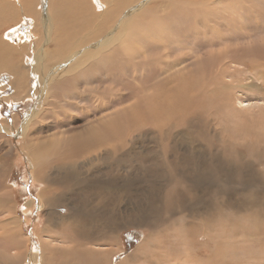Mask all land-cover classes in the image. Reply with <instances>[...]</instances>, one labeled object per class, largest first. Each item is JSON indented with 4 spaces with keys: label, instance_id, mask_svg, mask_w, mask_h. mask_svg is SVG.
Instances as JSON below:
<instances>
[{
    "label": "rangeland",
    "instance_id": "rangeland-1",
    "mask_svg": "<svg viewBox=\"0 0 264 264\" xmlns=\"http://www.w3.org/2000/svg\"><path fill=\"white\" fill-rule=\"evenodd\" d=\"M201 1L159 0L155 4L158 9L156 21L170 23L176 29L179 40L183 39V31L189 35L184 38L185 50L165 60L169 62L168 66L176 67H167L165 72H161L160 67L147 64L142 74L136 67L125 71L114 63L111 77L102 76L107 73L106 70L99 74L93 70V79L100 78V81L99 85L90 84L89 88L92 91L96 87L98 91L84 93L88 89L85 85H75L79 90L77 99H74L78 105L87 98V103L91 105L79 104L81 106L74 107L70 113L68 109L71 108L62 105L63 100L66 101L58 92L45 114L44 119L48 117V120L36 125L35 138L39 145L53 141L60 133H65L64 137L68 136L66 139L84 135L86 140L83 128L89 125L92 129L93 125L88 123L84 114L95 111L96 100L101 99L103 108L132 106L121 115L118 123L115 122L114 127L117 124L119 132L105 134L104 145L98 146L93 142L84 147L83 143L82 151L78 146L77 151H73L66 160L69 170L76 171L85 181L76 178V181L84 182L83 188L75 187L68 193L62 185L63 201L54 208V212L65 216L72 209L78 210L93 228L100 225L95 217L101 218L105 224L114 221L116 232L113 237L116 242L111 246L109 241L96 236L89 242L88 253L80 255L78 260L71 256L63 263L65 257L54 254L56 256L51 261L55 264H111V259L112 264H123L127 257L139 252L145 242L155 248H150L145 254L149 261L139 255L132 264H172L171 259L178 260L179 256L181 264H264V85L253 75L252 78L251 75H247L250 78H242L245 81L237 86L243 83V86L248 85V89L235 92L232 97L237 111L225 105L224 97L228 100L229 96L224 92L226 87H222L228 70L242 69L247 64L262 69L264 47H256V44L264 37V0H213L209 4L207 0ZM39 3L43 7L48 0H39ZM201 3L211 7L210 13L214 12V7H235V14L225 12L216 21L212 14L210 24L234 23L239 37L231 31L225 33L217 29L211 35L198 26L187 29L174 23L185 13L188 16H205V11L196 10ZM167 7L170 9L166 11ZM157 13L161 18H156ZM23 23L20 29L28 40L27 34H30L32 25ZM220 38L238 40L233 46H226L228 52L224 51L227 54L231 52L229 57L232 58L226 62L214 54L210 58L214 66L202 61L206 53L202 48L204 42ZM29 40L36 41V35L32 34ZM192 46L200 48L195 57L189 51ZM31 50L26 51L23 64L28 71L27 86L37 89L39 79L30 72L34 61ZM50 50H54L53 46ZM184 56L190 61H183ZM140 64L143 65L144 61ZM202 67L207 68L210 75L207 78ZM7 74L1 75L0 124L17 128L18 123H22L30 111L40 105L38 98L30 95L24 101L15 100L16 88L15 85L8 86L11 81ZM93 79H90L91 83ZM156 97L161 99L160 102H166L165 112L154 113L147 108L151 107ZM81 109H86V112H81ZM159 114H162L161 117ZM58 121L62 123V128L53 124ZM14 131L12 136L0 132V181H3L0 185V221L6 220L0 222V235L3 231L1 226L6 230L18 226L21 248L29 254L17 261L13 258L17 253L14 245L0 239V264H37L29 261L30 253L36 252L43 241H53L51 244L54 247H62L64 241L61 237L70 234V230L57 228L47 236L39 235L48 223L44 212L49 208L43 205L45 199L42 196L46 185L35 180L27 153L23 150L26 144L23 134L18 129ZM54 131L56 134H53ZM70 146L73 150L76 145L72 142ZM48 164L51 166L49 175L53 179L60 161L53 160ZM64 177L68 180L71 175ZM65 178L60 175L58 181ZM4 191L9 195L5 196ZM29 204L31 207L27 210ZM57 218L58 215L54 219ZM90 249L106 251L109 262L106 258V263L105 260L100 263L102 257L93 256Z\"/></svg>",
    "mask_w": 264,
    "mask_h": 264
},
{
    "label": "bare ground",
    "instance_id": "bare-ground-1",
    "mask_svg": "<svg viewBox=\"0 0 264 264\" xmlns=\"http://www.w3.org/2000/svg\"><path fill=\"white\" fill-rule=\"evenodd\" d=\"M158 1L159 0H48V3H44L42 7L39 0H0V83L3 82L1 78L2 73H8V78L10 77L11 81L8 86L15 85L16 88V95L14 99L20 101L23 99L24 101L26 97L28 98L30 95L37 97L39 101L38 104L40 105L37 109L30 111L31 113L28 114L27 118L24 119L22 123H18L17 128L15 126L8 127L7 125L0 124V132H7L11 135L14 129L15 131L18 129V132L23 134V140L26 142L23 146V150L27 153V157L29 159L27 161H29V166L32 169L34 178L35 180L43 181L46 185L45 189L42 191V196L46 202V204L43 202V205L49 208V210H45L44 212L48 218V223L46 224V227L39 232V235L47 236L49 233L53 232L52 229L57 230V228H60V230L61 228L70 230V234H66L61 237L64 241L62 247H54L51 244L53 241H43L44 243L41 242V246H37L38 248L36 247V252L30 253L29 261L32 263L55 264L53 258H55L56 255L54 254H58L62 258L65 257L64 261H62L63 263L67 258L70 260L71 256L76 257L78 260L80 255L88 253L89 242L91 238L94 239L96 236L98 238L102 237L104 240L106 239L107 242L109 241L111 246H113L116 242L113 237L116 232L114 221L111 222L112 224H105L101 218L95 217V219L99 221L100 225L93 228L87 224L85 221L86 217H84L78 210L72 209L69 211V215L65 216L58 211L54 212V208L63 201L62 197L64 193L60 191V187L62 185H65V187L62 186L63 190L68 193L75 187H78L80 190L83 188L84 182L80 183L76 181V178H80L85 181V178L81 177V175H79L76 171L69 170L66 160L70 158L73 151H77L78 146L82 151L83 143L84 147L86 144L93 142L98 146L104 145V138L106 137L105 134L110 132L115 134L118 131L119 127H117V124L114 127L115 122H117L121 115L127 113L132 106L120 108L118 105H114L109 108H103L102 103L100 102L101 99L96 100L95 111L91 114L90 111L84 114L86 115L88 123L93 125L92 129L89 125L83 128V132L86 133V140L83 137L84 135L78 137L73 135L74 137L71 138L69 136L70 139H66L68 136L65 138V133H60L58 136L54 137L53 141L49 143H41V145H39L40 143L37 141V138H35V131H37L35 127L37 124L44 123L48 120V117L47 119H44L45 114L50 110L49 107L52 105L54 98L59 95L58 92L62 93V96H64L63 98H65L66 101L64 102L63 100L62 105H68L71 108V110L68 109V112L70 113H72V109L74 107L81 106L79 104L84 103L85 106L91 105L90 102L87 103V98L82 99L78 105L74 103V99H77V92L79 90L78 86L85 85V88H88L87 90L85 89L86 92L84 93H94L98 91V88L96 87H94L92 91H90L89 88L90 84L97 86L100 81V78L98 77H95L98 79H93L95 76L94 72H92L93 70H95V72L96 70L98 71L96 74H99L100 71L106 70L107 73L103 74L102 72V76L107 75L111 77L114 63L118 65L117 68H123L125 71L129 67H136L142 74H144L143 71H145L144 69L147 64L160 67L162 69L160 70L161 72H165L167 67H176L168 66L167 63L169 62L166 63L165 60L171 58L174 53L183 52L185 50L186 41L184 38H188L189 35L183 31V36L181 37L183 39L179 40L176 38V29L172 27L170 23L162 24L161 22L155 20V14L158 10H156L155 4H157L156 2ZM203 1L204 0L201 2ZM212 1L213 0H207L206 3L209 4V2ZM177 2H179V0H177ZM189 3L191 4V2ZM169 9L170 7H167L165 10L167 11ZM198 9L199 12L200 10L205 11V16H188L185 13L182 17H176V19L178 18V22H175L174 20V23H178L180 27H187V29L198 26L201 31H208L211 35H213L217 29L218 31H225V33L231 31V34L237 38L239 37L237 34L238 30L234 26V23L210 24V17L212 14L214 16V20L216 21L218 18L220 19L221 16L223 17L225 12H230L232 15L235 14V7L230 5L229 7L225 6L223 8L214 7V10L212 9L214 12L210 13L209 10H211V7L201 3L198 5L196 10L198 11ZM158 15L159 14L157 13V16ZM157 16L156 18H161V16ZM173 19H175V15ZM24 21L29 25H32V29L29 31L30 34L28 35L26 33L28 40L32 38L33 34L36 35V41L32 40L30 42V40L28 41L26 39L25 34H22L23 31H21L20 28ZM178 36H180V34ZM16 39H18V41H16ZM173 39H177V41ZM227 40L228 41H226L225 38H220L204 42L202 48L205 49L206 53L203 55L202 61L211 63L214 66V61L210 59L214 54H218L220 58L224 61L226 60V62L229 61L228 59L232 58L229 56H232V54L231 52L227 54L229 50L226 46L229 44L233 46L238 40L231 38H227ZM41 42H44L43 45ZM256 45V47H264V37H262L261 40L259 39ZM50 46H53V51L50 50ZM29 49H32L31 52L34 57L30 72H32L31 74L34 76L36 75L35 78L37 77L40 82L37 89H31L30 86H27L28 78L26 75H28V71L24 68L25 66L23 63L25 56H27L26 51H29ZM194 49L195 47L189 50L192 52V57H195L194 55L198 53V49L200 48ZM191 55H189V57ZM189 57L186 58L184 56L185 60L183 61L188 62ZM141 61H144L143 65L140 64ZM163 61L165 62L162 63ZM187 62L185 64H187ZM194 64H196V62ZM257 67L258 66L254 64H247L244 65L242 69L227 71L225 78L222 80L223 89L224 86L226 87L224 92L227 96H229L228 100L224 97V102L227 107L237 111V108L233 105L234 100L232 97L235 92L248 89V85L243 86V83L240 87L237 86L242 81H245V79L242 80V78H250L247 77V75H251V78L253 75V77L263 81L264 85V63L260 66L262 69L259 70ZM202 69L206 72L207 78V68L202 67ZM31 74L30 76H32ZM158 78H160V76H158ZM90 79H93V83H91ZM111 99L113 100V97ZM160 100V98L156 97L152 100L151 107L147 108L149 110L151 108L150 111H153L154 113L165 112L167 109L166 102L164 100L160 102ZM86 108L89 110V107ZM80 111L86 112V109H81ZM239 112L241 113V110H239ZM160 115L162 114H159V116ZM17 122L19 121H16V123ZM64 122L69 123L68 120H64ZM53 124H55L57 128H62V123H60V121ZM54 133L55 131L53 134ZM1 139L2 138L0 137V141ZM8 140L9 139H7V142ZM74 141H77V143ZM72 142L76 145L73 147V150L70 146ZM166 158L167 156L165 159ZM53 160L60 161V164L58 166L59 169L55 171L57 173L56 176L51 179V176L49 175V169L51 166H49L48 163ZM165 173L168 174V172ZM170 173H172V175H177V173L169 172V174ZM66 174L71 175L68 180L64 177ZM60 175H63V178L65 179L58 181ZM2 183L3 181H0V185H2ZM4 192L5 193L3 194L5 196L9 195L7 191ZM5 196H3V198ZM29 207H31V204L27 205L26 209L30 210ZM56 215H58L57 220L54 219ZM112 219L115 218L113 217ZM0 222L4 223L6 220H2ZM1 227L3 228V231L2 235H0V239L7 240L8 242L10 241L14 245L17 253H14L15 256H13V258H16V260L19 259L20 261L23 256L25 257L29 253L27 251H23L21 248V235L18 226H14L16 228L12 229L7 228V230L4 226ZM149 244L146 242L143 243V245L139 248V252L131 254L124 260L123 264L134 263L139 255H143V259L145 261H149L147 255L145 254L149 253L150 248L151 250H155V248L151 247ZM155 244L156 243H154V245ZM90 251L93 256L102 257L100 259V263L108 257L106 251L101 252V250L92 249H90ZM179 258L178 260L175 259L176 261L171 259L172 264H181L179 262L181 261ZM51 259H53V262ZM106 260H108V258ZM106 260L104 261L105 263ZM110 263H113L112 259L110 260Z\"/></svg>",
    "mask_w": 264,
    "mask_h": 264
}]
</instances>
